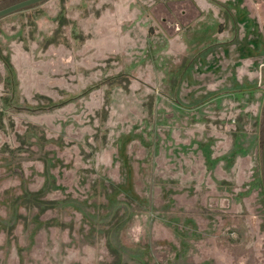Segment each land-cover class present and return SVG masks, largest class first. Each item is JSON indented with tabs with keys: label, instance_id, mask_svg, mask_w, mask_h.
Returning <instances> with one entry per match:
<instances>
[{
	"label": "rangeland",
	"instance_id": "obj_1",
	"mask_svg": "<svg viewBox=\"0 0 264 264\" xmlns=\"http://www.w3.org/2000/svg\"><path fill=\"white\" fill-rule=\"evenodd\" d=\"M0 264H264V0L0 18Z\"/></svg>",
	"mask_w": 264,
	"mask_h": 264
},
{
	"label": "water",
	"instance_id": "obj_2",
	"mask_svg": "<svg viewBox=\"0 0 264 264\" xmlns=\"http://www.w3.org/2000/svg\"><path fill=\"white\" fill-rule=\"evenodd\" d=\"M46 0H18L8 6H5L0 9V18L7 16L18 10L30 7L32 5L44 2Z\"/></svg>",
	"mask_w": 264,
	"mask_h": 264
}]
</instances>
